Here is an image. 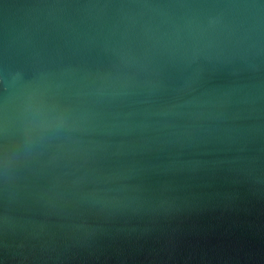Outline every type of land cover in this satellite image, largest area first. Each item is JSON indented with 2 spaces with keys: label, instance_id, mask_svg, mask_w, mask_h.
Here are the masks:
<instances>
[{
  "label": "water",
  "instance_id": "1",
  "mask_svg": "<svg viewBox=\"0 0 264 264\" xmlns=\"http://www.w3.org/2000/svg\"><path fill=\"white\" fill-rule=\"evenodd\" d=\"M0 264H264V0H0Z\"/></svg>",
  "mask_w": 264,
  "mask_h": 264
}]
</instances>
